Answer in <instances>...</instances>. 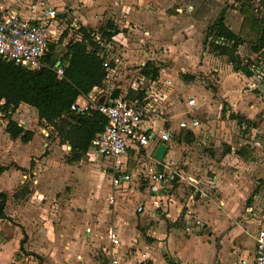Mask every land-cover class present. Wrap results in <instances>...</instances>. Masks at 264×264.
Wrapping results in <instances>:
<instances>
[{"label":"rangeland","instance_id":"1","mask_svg":"<svg viewBox=\"0 0 264 264\" xmlns=\"http://www.w3.org/2000/svg\"><path fill=\"white\" fill-rule=\"evenodd\" d=\"M152 2L153 5L147 3L145 6H151L150 10L161 17H152L155 26L148 37L151 46H147V50H150L148 54L153 58L152 66L159 69L156 78L153 79L151 74L142 75L140 58L124 63L126 59L122 51L115 49L113 42L114 49H111L110 55L115 57H107L112 65L107 71L102 90L108 96L115 90L128 100L135 94L129 91L132 88L152 90L159 103L157 109L148 113L147 122L154 124L157 130L161 127L170 130L169 172L166 173L167 184L162 191L166 189L181 210L177 225L187 230L186 226L191 224L206 232L210 226L202 214L208 209L215 210L216 220L228 221L227 226L222 225L223 230L231 226H237L240 230L229 243L227 258L217 259L216 264H251L252 240L246 233V227H250L252 232L259 223L264 226V52L254 54L249 50L252 38L247 27L248 20H244L240 11V5L246 1L195 0L202 9L198 11L199 15H192L193 11L187 9L190 1L184 0L179 16L162 13L161 5L166 4L165 0ZM93 3L94 0H0V8L6 10L18 6L30 12L36 7L42 12L45 8H53L58 13L62 11L59 13L60 20L59 17L54 18L55 23L50 19L43 21L45 25H51L48 43L54 44L55 48L50 54L55 57L63 52L68 40L77 38L75 32L78 26H85L93 32H98L103 26L106 18L99 11H82V8ZM214 3L219 4L220 8L224 7L225 25L243 38L236 52L243 64H254L253 67L249 66L252 68L250 76L233 71L226 58L206 44V28L218 14ZM256 3V0L246 3L252 13L255 12ZM79 13L85 21H82ZM167 20L170 31L164 35L156 25ZM192 20L194 22L188 23ZM175 25L177 27L174 29ZM122 29L127 39L125 47L134 43L142 45L140 36L146 33L140 27H136L137 32L129 31L127 27ZM160 36H167L163 37V43ZM166 39L169 40L167 45L164 43ZM190 96L194 98L195 105L188 108L184 101ZM24 113V125L36 131L30 140L34 144V151L27 160L31 162V169L37 170V190L43 194V201L48 200L46 205L41 206L42 217L50 222H62L82 214L86 216V211L91 218L109 210L105 223L111 224L112 209L117 205L120 209L118 212L122 214L125 210L128 219L136 221L140 215L134 212V208L142 199H135V194H131L133 190L145 191L141 166L148 162L146 158H128L126 171L132 179L113 189L110 186L108 160L90 150L80 160L68 163L69 152L65 145L58 142L54 131L36 122L29 112ZM188 115H195L198 125L192 130L191 140L186 142L182 136L185 132L177 129V123ZM41 128L44 131L40 132ZM109 193L115 195L113 205L107 203ZM52 205H55L54 209ZM248 208L250 211L246 210ZM151 212L157 211L153 208L147 216ZM196 220L203 225L195 223ZM84 223L87 227V222ZM83 225H78L81 233ZM135 227L140 226L136 224ZM143 227V231L148 229L145 225ZM87 243L94 253L98 247L94 245L96 241L88 238L83 244L85 252ZM77 250L74 257L83 252ZM32 260L35 261V257ZM40 262L46 264L43 258Z\"/></svg>","mask_w":264,"mask_h":264},{"label":"crops","instance_id":"2","mask_svg":"<svg viewBox=\"0 0 264 264\" xmlns=\"http://www.w3.org/2000/svg\"><path fill=\"white\" fill-rule=\"evenodd\" d=\"M165 1L166 4L164 2V4L161 5V9L163 10L162 13L166 14L167 12V15L174 13V16H179L178 14L179 11L182 10L181 7H183L182 2L184 0ZM188 1H190V3L187 4V9L190 12L193 11L192 15H199L200 13H198V11L202 9L201 4L196 3L195 0ZM147 3H150L149 5L154 4L152 0H94L91 6L82 8V11H99L100 15H102L104 19L106 18L101 28L106 24H111L113 27L114 33L109 40L103 38L101 41L100 39L102 36L99 32H93L89 28L91 30V32H89L91 39L99 46L96 54L103 57V60L107 63V71L112 65L111 60L107 57L111 58L114 56L110 55L111 49H114L112 48L113 45L115 49L122 51L121 54L123 58L126 59L124 63L137 61L136 59L140 58L138 61H140L139 64L141 66L145 63L153 65V58L148 54L149 48L147 50V46H151V39L148 37L155 26L152 17L154 15L157 17L160 16L159 13L150 10L149 7L151 6H145ZM216 5L217 3L213 5L215 9L217 8L216 11H218V13L222 12L223 15L224 7L222 6L220 8L219 4ZM46 9L47 8L44 10ZM6 10L12 11L19 17L32 21L42 16V11L39 10L38 7L33 8L31 12L28 9L25 10L18 6L10 9L6 8ZM61 12L62 11L59 13ZM59 13L57 12L56 17L60 16ZM78 15L83 18L81 13ZM58 20H60V17ZM82 21H85V19L83 18ZM53 22L55 23L56 20L53 19ZM192 22H194V20L188 23ZM130 24H132V26ZM156 26L160 28V32H163L164 35L170 31L168 20ZM191 26L193 25L191 24ZM125 27H127L129 31L131 30L134 32L136 31V27H140L143 32L146 33L143 37L140 36L142 45L134 43L131 46L125 47L127 39L123 36L124 30L122 29ZM176 27L175 25L174 29ZM95 35H99L101 38L98 39ZM163 37L167 38V36H160L162 43ZM78 38L79 36L77 34L76 39ZM113 42H115V44L112 45ZM168 42L169 40L166 39L164 43L167 45ZM108 48H110V50H108ZM59 56L56 55L54 57L50 55V61L53 62L57 60ZM105 79L100 87H93L87 95L76 97L74 104L79 107H87L110 98L112 92L109 93L108 96V93L102 90ZM132 89L133 90H129L131 93L141 91L139 88ZM113 92L117 93L115 90ZM23 112H25L24 114L29 112V114L33 115L34 120L36 122L38 121L35 109L25 103H19L11 113L10 118L15 121L18 126L31 132L30 139L26 142L8 136L5 131L6 117H3V114L0 112V192L5 195L4 207L2 210L3 217H0V256H2L0 258V264H36V258H40V261L43 258L46 264H106L111 257L117 259L116 264H168L169 260L175 261L178 264H216L217 259L220 260L223 257L227 258L229 243L238 235L240 231L239 228L237 226H231L223 230L222 225L227 226L228 221L226 219H224V221L216 220L217 215L215 210L208 209L203 212L202 216L204 219H208V225L210 226L209 230L205 232L202 228L191 224L190 226H186L187 230H183L176 223L177 216L181 211L179 206H176L178 204L172 201L173 198L168 195L167 191H165L166 189L162 191L166 185L161 187L156 193H150L143 181L145 184L143 189L145 191L133 190L131 195L133 196L135 194V199H142L134 208V212L140 215L136 217V221L134 220V222L128 219L125 210L122 214L118 212L120 209L117 205L112 209L111 224H108V222L105 223L110 213L109 210L108 212L101 211L96 216L92 215L91 218L87 215L88 212L86 211V216L82 214L62 222H50L48 221L49 219L42 217L41 206L46 205L48 200L46 202L43 201V194L39 193L40 191L37 190V170L31 169V162H28L29 159L27 160L31 151H34V148H32L34 144L30 140L35 136L36 131L34 132L33 128L24 125L22 117ZM42 124L52 129L50 125L45 123ZM146 125L149 127L148 132L153 136L147 143L144 151H142L143 154L148 155V161L150 163H155L156 167L160 166V163L166 162L169 168L167 159L171 146L169 140L164 143L167 147L160 160H156L152 156L157 144L160 142L158 140V134L161 130L168 128L161 127L157 130L154 124L151 125L147 122ZM41 131H44V129L41 128L40 132ZM44 134L47 135L45 132ZM60 144L65 145L69 151V146L66 143ZM89 149L90 148L87 149L84 156L88 153ZM144 155H135L132 148L128 149L124 157V170L126 171L128 158L132 156L134 159L137 157L145 159L146 156L144 157ZM19 160L23 163L25 161V164L18 162ZM10 162H12V164H10ZM25 183H28V185L25 186ZM124 183L125 182L121 184ZM110 186L113 189L118 187L112 186L111 184ZM34 193H37V195L35 196ZM107 195V199L110 195L112 196V202H108L107 200V203L113 205L115 195L113 193ZM154 205L159 208L156 209ZM138 206H140L141 209L137 211L136 208ZM51 207L54 209L55 205ZM153 208L157 212H151L152 214L147 216L149 210ZM125 209L127 210V208ZM183 218H185L184 215ZM84 221L87 222V227H85L86 223H84ZM136 224L141 228H136ZM78 225H83V233L78 229ZM144 225L148 227L145 231L142 230L144 229ZM262 226L263 224L259 223L252 232L249 229L250 227H246V233L251 236L252 240L251 262L253 257L252 235L256 229ZM85 228H87L88 231H85ZM109 228L115 230L118 235L119 245L117 247L108 248L106 231ZM88 238L96 241L94 245L98 247L94 250V253L89 250L92 247L89 243H87V252L84 251L85 247H83V244L87 242ZM77 249L83 252L79 256L74 257L73 254L78 251ZM33 257H35V261L32 260ZM41 264L43 263L41 262Z\"/></svg>","mask_w":264,"mask_h":264},{"label":"trees","instance_id":"3","mask_svg":"<svg viewBox=\"0 0 264 264\" xmlns=\"http://www.w3.org/2000/svg\"><path fill=\"white\" fill-rule=\"evenodd\" d=\"M245 1V4L240 5V11L244 20H248L247 27L252 38L249 50L254 54L264 52V0H256L254 13L246 4L248 0ZM97 31L105 40H109L114 33L111 24ZM89 32V28L78 26L75 33L79 38L69 40L64 52L53 62L50 61V53L54 44L48 43L43 58L45 64L38 69H28L0 59V112L6 117L5 131L10 138H18L22 142L30 139L31 132L10 118L18 104L25 103L35 109L38 123L50 125L59 142L69 146L67 162L78 161L86 153L91 139L102 129L105 119L90 105L82 114L69 107L76 97L87 95L93 87H100L107 71V63L96 54L99 46L91 39ZM240 35L225 25L222 12H219L207 26L204 37L207 46L224 56L233 71L250 76L249 66L254 64H243L236 52L237 47L243 43ZM56 61L59 62L57 66ZM58 67L62 70L61 75L56 74ZM141 69L144 76L151 74L153 79L156 78L157 67L145 63ZM115 96L116 92L110 94V98ZM142 96L143 90L128 98L140 100ZM182 136L186 142L193 137L189 131ZM4 201L5 195L0 192V217H3ZM36 259V264H41L40 258ZM168 264L178 263L169 260Z\"/></svg>","mask_w":264,"mask_h":264},{"label":"built area","instance_id":"4","mask_svg":"<svg viewBox=\"0 0 264 264\" xmlns=\"http://www.w3.org/2000/svg\"><path fill=\"white\" fill-rule=\"evenodd\" d=\"M41 17L35 21L19 17L16 13L0 9V59L10 61L28 69H38L45 63L44 55L47 52L49 41V26L45 25V19L53 20L57 12L53 8H47L41 13ZM252 65L251 67H253ZM252 70V68H250ZM60 67L56 68V74L61 75ZM158 100L151 89L143 90V96L128 100L119 95L107 100L91 104L100 114L103 115L105 123L102 129L97 132L90 141L89 151L92 150L101 158L109 161L108 174L110 184L118 186L123 182L132 179L131 175L123 168L124 157L127 150L132 148L135 155L143 156L144 148L152 139V134L148 132L146 125L148 113L157 109ZM184 104L190 108L195 105L193 97L185 99ZM70 110L82 114L86 107H79L76 104L70 105ZM187 113H190L187 110ZM198 125L195 115H188L184 120L177 123V129L184 132H192ZM158 140L166 143L170 139V130L163 129L158 134ZM167 147V146H166ZM146 156V157H145ZM148 160V155H144ZM142 181L147 186L150 193H156L167 183L166 173L168 163H160L156 167L155 163H144L142 166ZM108 202H112V196L108 197ZM138 206L136 210H140ZM250 211V208L246 209ZM198 225L203 224L195 221ZM85 231H88L85 228ZM108 248L119 245V238L115 230L109 228L106 231ZM253 238V257L251 264H264V226L256 229ZM117 259L111 257L106 264H116Z\"/></svg>","mask_w":264,"mask_h":264},{"label":"water","instance_id":"5","mask_svg":"<svg viewBox=\"0 0 264 264\" xmlns=\"http://www.w3.org/2000/svg\"><path fill=\"white\" fill-rule=\"evenodd\" d=\"M58 65V61L55 63V66ZM166 150V145L162 142H159L152 154V156L156 159V160H160L162 158L163 153Z\"/></svg>","mask_w":264,"mask_h":264}]
</instances>
